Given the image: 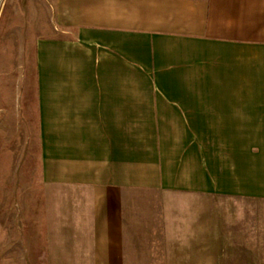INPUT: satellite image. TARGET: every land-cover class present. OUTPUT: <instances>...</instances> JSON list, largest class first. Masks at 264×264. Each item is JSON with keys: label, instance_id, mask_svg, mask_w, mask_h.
I'll return each instance as SVG.
<instances>
[{"label": "crops", "instance_id": "1", "mask_svg": "<svg viewBox=\"0 0 264 264\" xmlns=\"http://www.w3.org/2000/svg\"><path fill=\"white\" fill-rule=\"evenodd\" d=\"M16 2L47 11L35 91L48 264H160L192 233L169 216L183 187L264 199V0Z\"/></svg>", "mask_w": 264, "mask_h": 264}, {"label": "rangeland", "instance_id": "2", "mask_svg": "<svg viewBox=\"0 0 264 264\" xmlns=\"http://www.w3.org/2000/svg\"><path fill=\"white\" fill-rule=\"evenodd\" d=\"M17 4L0 0V264H48L35 91L36 45L47 31V11L36 9L32 18ZM178 190L184 192L171 194L169 216L176 230L192 233L160 264H264V199L189 198L184 187ZM204 210L210 237L199 238Z\"/></svg>", "mask_w": 264, "mask_h": 264}]
</instances>
